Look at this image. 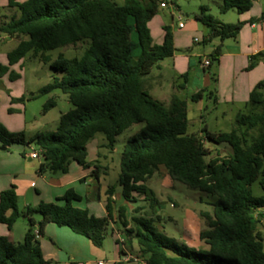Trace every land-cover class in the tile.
Wrapping results in <instances>:
<instances>
[{"label":"trees","instance_id":"1","mask_svg":"<svg viewBox=\"0 0 264 264\" xmlns=\"http://www.w3.org/2000/svg\"><path fill=\"white\" fill-rule=\"evenodd\" d=\"M160 3L8 0L7 7L17 9L20 16L0 24V34L25 40L7 54V66L0 65V77L27 54L49 63L45 55L48 51L82 43L87 48L80 59L59 56L50 62V68L63 76L43 87L40 94L59 90L72 106L60 116L56 131L36 133L26 141L22 132L11 133L0 125V146L8 149L12 144L32 143L43 160L40 173L46 169L52 174L64 173L70 163L89 168L86 144L96 134H102L112 149L123 131L142 124L143 130L127 140L121 153L117 186L122 200L136 204L142 198L155 216L159 203L146 183L159 168L170 180L215 197L211 203L213 217L200 214L206 221V230L199 239L208 252L191 250L157 232L152 225L154 219L140 215L144 207L134 209L139 217L131 219L129 228L123 207L116 212L118 221L115 220V186L106 191L105 218H95L87 210L75 207L80 197L73 190L66 191L62 204H40L20 210L14 187H10L0 192V224L11 231L23 219L28 229L21 244L14 245L0 236V264H49L40 248V239L49 224L69 229L95 248L102 246L110 224L112 233L120 231L128 243L136 242L137 254L147 264H264L263 241L255 218V212L264 209V199L252 196L250 191L258 181L264 189V112H257L264 106V81L251 90L249 110L236 115L230 132L214 134L204 128L202 134H188L186 103L172 96L169 105L164 106L143 86L152 69L175 52L169 27H163L160 46L152 43L148 24ZM253 3L254 0H223L220 12L235 10L243 15ZM207 12L206 7H201L195 20L209 30L208 40L234 39L244 25L222 24ZM259 20L264 21V13ZM221 45L214 50L215 58L221 55ZM258 57H264V53L251 56L246 71L256 66ZM9 79L14 80L15 75ZM202 92L192 95L191 101L200 100ZM54 107V101L49 100L43 106V114ZM207 143L225 144L231 154L207 161ZM100 170L97 165L93 167L94 179H99ZM35 216H39L38 222Z\"/></svg>","mask_w":264,"mask_h":264},{"label":"rangeland","instance_id":"2","mask_svg":"<svg viewBox=\"0 0 264 264\" xmlns=\"http://www.w3.org/2000/svg\"><path fill=\"white\" fill-rule=\"evenodd\" d=\"M26 0H19L24 2ZM119 5H122L125 0H113ZM165 3L166 8H161L158 5L155 16L150 20L148 28L150 30L153 45L160 46L162 44L164 32L163 27H169L174 41V57L163 60L157 67H154L149 77H156L155 82L161 87L160 89L146 91L153 99L157 100L164 106H168L172 96L186 103V116L188 123V134H202L204 128L208 132L219 134L228 133L234 127V121L238 113H246L249 108L247 101L239 102L238 97H233V82L237 79H246L248 75L246 68L249 64V58H246L244 67H239L237 71L233 66L232 59L228 58L231 48L238 47L242 50L245 46L249 50L255 48L257 50V40L255 32L249 30V22L264 23L257 17V9L264 13V0H254L251 10L244 15H239L235 10H229L222 14L220 8L223 0H159ZM8 0H0V24L8 22L11 18H19L20 13L17 9L7 7ZM201 7L208 9V14L214 20L222 24L244 23L241 32L234 39H227L221 42L219 39H210L209 30L195 20V17L200 14ZM261 14V15H262ZM182 24L183 28L178 25ZM250 31V32H249ZM208 37V38H207ZM222 44V45H221ZM221 45V55L218 58L214 56V50ZM263 46V42L260 44ZM17 46L16 40H10L6 35L0 34V65L7 66L6 55ZM87 48L86 43L78 44L75 47L65 46L60 47L45 53V55L53 62L59 56L67 60L80 59ZM264 52V51H262ZM205 61L210 62V67H204ZM49 63H43L37 58H32L31 54H27L23 60L12 67H9L8 73L0 77V96L16 97V100L10 103V106L22 105L24 119L26 123V131L24 134L26 141L35 133H53L56 131L59 118L72 109V106L67 100V97L59 90H54L50 94L42 95L40 90L50 84L54 79H60L63 73L55 72L50 68ZM256 66L259 63H264V57H258L255 60ZM238 65V64H237ZM236 72V73H235ZM10 75H15L14 80H10ZM264 81V79L262 80ZM153 82V83H155ZM186 82L187 88L181 89L179 86ZM259 83V82H258ZM152 86H155L152 84ZM202 90L201 100L192 102L190 91L195 89ZM249 97V96H248ZM53 100L55 107L47 113L42 112L43 106ZM12 101V99H11ZM5 110H1V112ZM264 112L262 110L257 112ZM2 112V113H3ZM143 130L142 124H136L127 130L123 131L117 138L112 149L107 147V142L102 134H96L87 144L86 162L89 168L84 169L77 166L75 163H70L66 172H58L52 174L47 169L49 177H68L72 178L76 175V171H81L86 175V199L82 195V206L89 209L95 218H105L100 216L99 209L103 210L101 204L105 201V191L108 187L115 186L116 190L113 196L114 214L117 220V213L120 207L125 210V220L128 223L127 228L132 226L131 219L139 217L134 213L136 207H144L140 215L144 214L152 217L153 227L155 230L169 239L174 240L177 244L183 245L197 252L207 253V246L199 239L202 231L206 230V221L201 217V213H206L213 217L212 202L215 197L191 190L183 184L172 181L166 175L163 168L158 171L147 181L146 187L152 192L157 199L159 206L156 207L152 215L148 208V204L139 198L138 203H125L120 195V189L117 186L118 176L120 173V158L123 148L127 140L137 135ZM209 151L207 161L216 156L226 157L231 154V150L225 144H205ZM30 148L36 147L30 143L26 145L12 144L9 152H25L28 153ZM101 168L99 174V182L92 179V171L94 166ZM93 181V182H92ZM79 185V184H77ZM97 189H100L101 201L93 195ZM42 191V190H41ZM250 191L252 196L264 199V189L258 182L251 185ZM46 198H49L51 192H43ZM35 193L31 190L27 196L19 195L18 207L23 210L25 201L33 200ZM36 199V198H35ZM55 204V201L51 202ZM264 209L255 212V218L259 221L257 229L261 234L264 248ZM97 216V217H96ZM40 220L39 216L34 217ZM118 221V220H117ZM3 227L5 230L6 228ZM53 229L64 230L70 233L67 228ZM28 229L27 223L23 219H19L13 234L12 244H21L22 235ZM111 225L106 228L105 238L100 248L93 247L87 240L89 245L86 250L79 246L78 250L86 255V262L83 259L74 261L76 264H115L118 251L121 246L116 244L112 237ZM70 235H72L70 233ZM64 243L68 239L64 236H59ZM42 240V239H41ZM44 243L49 242L44 239ZM84 241V240H82ZM132 251L136 253L137 244L131 241ZM134 245V246H133ZM54 248V247H53ZM59 248V247H58ZM56 249V248H54ZM131 250V249H130ZM66 250L60 254L61 261L56 264H71L73 259L67 257ZM69 252V251H68ZM67 252V253H68ZM85 254V255H84ZM74 256V255H73ZM70 258V259H69ZM55 264V263H53Z\"/></svg>","mask_w":264,"mask_h":264},{"label":"crops","instance_id":"3","mask_svg":"<svg viewBox=\"0 0 264 264\" xmlns=\"http://www.w3.org/2000/svg\"><path fill=\"white\" fill-rule=\"evenodd\" d=\"M261 14H262L261 10L259 9L258 11L257 9V14H256L257 17H260ZM248 25H249V30L251 32H255V37L257 40L256 42L258 44L257 50H254L255 48L249 50L247 48L248 46H245L243 50L238 47L231 48L232 52L229 53L228 58L232 59L235 71H237L239 67L241 68L244 67L246 58H248L249 56L258 54V53H264L262 52L264 51V23L263 24L259 23L258 25L256 23L249 22ZM10 40H16L18 44L21 40H25V38L23 37L10 38ZM261 42H263V46L260 45ZM173 57H174V54H173ZM6 62H7V55H6ZM210 65L211 64L209 62L208 67ZM246 75H248L246 79L241 78V79L234 80L233 82L232 95L234 98L238 97V100H240L239 102L246 101L249 96V93L254 88V86L258 82H261L264 79V63H259L252 70L248 71ZM146 78L144 79V85H143L145 91L154 90V89L158 90L161 88L159 85L157 87V83L155 81L158 79L156 77H149L148 79ZM152 84H154L155 86H152ZM186 86L187 84L185 82L184 85L179 86V87L181 89H185L187 88ZM200 91L202 90H199L197 88L195 90H191L190 96ZM11 99L16 100V97L5 96L4 98L2 97V95L0 96V125L3 126L8 132H11V133H20V132L25 133L26 123L24 119V113L22 114L23 107L21 104L20 105L18 104L16 106H12V105L10 106V103H12ZM9 109H11L12 111L11 113L8 112ZM1 110H5V111L4 112L2 111L3 112L2 113ZM35 134H33V136ZM31 151L37 152L38 154L37 159H29L28 155ZM42 164H43V160L40 157L39 151L36 148L33 150L32 148H30V151H28V153L20 152V151L10 153L9 149H6L5 151H0V192L10 187H14L17 200L19 201V195L21 193L25 197L31 190H33L36 195L35 196L36 199L32 198L33 200H29V202L25 201L23 204V208H26V207L36 208L40 204H52L51 202L53 201H55V204H62L63 202L60 200L62 199L66 191L73 190L74 193H76L80 197V201L75 202L74 206L82 210H87L92 215V212H90L89 209H86L85 207L82 206L83 198L85 197L86 199V181H87L86 175L82 173L81 171H76V175L72 178L55 177V176L49 177L50 175L48 176L47 172H44L45 170L41 173L39 172V168ZM92 180H94L96 184H98L99 182V179H92ZM46 191L51 192V195L49 198H46V196H44L43 194V192H46ZM106 191H105L106 197H105V201L103 204L100 203L101 201L100 189H97L96 192H94V194L96 195H93L95 198H97L98 202L101 204L103 208L102 211L101 209H99V213H100L99 215L100 216L103 215L105 217L107 215L106 210H105V203L107 200ZM82 195H84V197ZM114 217H115V214H114ZM35 221L38 222L39 220L35 219ZM17 222L14 224L11 231H8L7 229L5 230L3 227H0V236L6 237L10 243L13 242V234H14V230L16 228ZM0 226H3V225L0 224ZM52 226H55V225L49 224L45 227L44 236L41 238L42 240L40 239V248H41L44 260L48 262L49 264L59 263V261L63 260L61 259L60 254H62V252L66 250L67 252L69 251L68 253L66 252L67 257H70L71 259H73L71 264H76L74 261H77L78 259L79 260L83 259V261L86 262V255L84 254L85 256H83V254L79 252L78 247L82 246L85 250L86 248L88 249L89 245L85 241L87 239L73 234L69 229L68 230L72 235H70V233H67L63 229L62 230L57 229L56 231L55 229H53ZM24 235L25 234L21 236L22 239L24 238ZM60 235L66 237L68 239V242L64 243L62 240H60L59 238ZM111 235L115 239L116 244H118L117 236L114 233H112ZM44 239H48L49 242L44 243L45 242ZM128 246H129L128 248L129 253L131 254L138 253V247H137V251H135L136 253H134L132 251V244L128 243ZM53 247L56 249H54ZM87 252H89V249ZM121 260H122V253L120 250L118 251L117 260L115 261V264H125V263H122Z\"/></svg>","mask_w":264,"mask_h":264},{"label":"built area","instance_id":"4","mask_svg":"<svg viewBox=\"0 0 264 264\" xmlns=\"http://www.w3.org/2000/svg\"><path fill=\"white\" fill-rule=\"evenodd\" d=\"M161 8H166L165 3H160ZM179 28H183L182 24L178 25ZM209 62L205 61L203 66L208 67ZM29 159H37L38 154L36 151H31L28 155ZM113 233L117 236V242L121 246V253H122V263L125 264H147L145 261H143L138 254H131L128 252V243L123 234L120 231H113ZM102 264V263H98Z\"/></svg>","mask_w":264,"mask_h":264},{"label":"water","instance_id":"5","mask_svg":"<svg viewBox=\"0 0 264 264\" xmlns=\"http://www.w3.org/2000/svg\"><path fill=\"white\" fill-rule=\"evenodd\" d=\"M7 148L4 146H0V151H5Z\"/></svg>","mask_w":264,"mask_h":264}]
</instances>
